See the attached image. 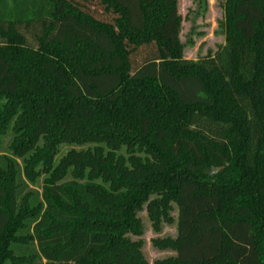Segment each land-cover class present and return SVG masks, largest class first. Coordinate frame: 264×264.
I'll return each instance as SVG.
<instances>
[{"label":"trees","instance_id":"1","mask_svg":"<svg viewBox=\"0 0 264 264\" xmlns=\"http://www.w3.org/2000/svg\"><path fill=\"white\" fill-rule=\"evenodd\" d=\"M178 4L0 0V264H149L145 205L155 264H264V0L197 60Z\"/></svg>","mask_w":264,"mask_h":264},{"label":"rangeland","instance_id":"2","mask_svg":"<svg viewBox=\"0 0 264 264\" xmlns=\"http://www.w3.org/2000/svg\"><path fill=\"white\" fill-rule=\"evenodd\" d=\"M225 0H179V12L182 16L180 39L184 44V56L197 60L207 55H213L224 43L225 37L220 29V21L224 14ZM9 137L6 138L4 148H7ZM71 146L63 145L58 157L62 156ZM38 187V188H37ZM34 187L40 190V187ZM41 191V190H40ZM171 215L177 219L178 209L174 205ZM144 224L141 236L130 234L133 240L144 242L143 253L149 264L176 255L172 249H161L154 245L157 238H175L177 236V222L163 223L161 231H155L146 209L139 213ZM10 264V263H8Z\"/></svg>","mask_w":264,"mask_h":264}]
</instances>
